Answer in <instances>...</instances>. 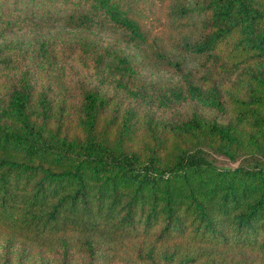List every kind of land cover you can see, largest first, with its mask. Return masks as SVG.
<instances>
[{"label":"trees","instance_id":"obj_1","mask_svg":"<svg viewBox=\"0 0 264 264\" xmlns=\"http://www.w3.org/2000/svg\"><path fill=\"white\" fill-rule=\"evenodd\" d=\"M0 264H264V0H0Z\"/></svg>","mask_w":264,"mask_h":264},{"label":"rangeland","instance_id":"obj_2","mask_svg":"<svg viewBox=\"0 0 264 264\" xmlns=\"http://www.w3.org/2000/svg\"><path fill=\"white\" fill-rule=\"evenodd\" d=\"M159 76H162L164 78L168 77L166 74H162V73H158ZM214 162L221 166V167H231V166H236L238 164H240L241 162L244 164L245 167H253L254 163H252L251 161H248L247 158L241 159V160H237V161H230L229 159H227L226 157L219 155V154H212V156H210Z\"/></svg>","mask_w":264,"mask_h":264}]
</instances>
